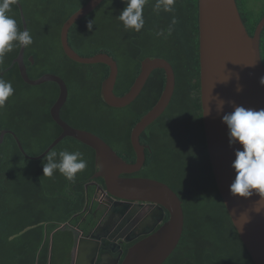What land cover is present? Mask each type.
I'll use <instances>...</instances> for the list:
<instances>
[{"label": "trees", "instance_id": "trees-1", "mask_svg": "<svg viewBox=\"0 0 264 264\" xmlns=\"http://www.w3.org/2000/svg\"><path fill=\"white\" fill-rule=\"evenodd\" d=\"M88 1L19 0L33 39L25 48L27 70L32 78L48 72L60 75L69 89L61 117L74 127L96 133L126 160L135 161L132 128L158 101L165 72L154 69L130 104H107L101 96V84L109 66L77 62L67 56L61 44L62 24ZM236 1L253 35L264 17V0ZM155 4L156 0H148L144 27L135 32L126 31L118 19L126 7L124 0H103L72 26L70 45L84 56L107 52L114 57L119 66L117 95L129 90L146 57H163L173 65L174 95L164 113L141 134V141L150 147L145 164L141 170L125 174L166 182L183 201V234L164 264H255L229 215L209 159L200 97L199 0H175L172 12L161 9L157 13L153 11ZM8 14L23 31L18 4L12 5ZM90 20L94 22L91 30L87 27ZM161 31L164 35L157 36ZM19 49L13 47L0 63V79L11 82L14 89L0 108V133L13 130L25 151L36 156L63 131L50 113L60 89L52 81L26 83L18 64L13 63ZM261 56L264 62V29ZM65 150L80 151L87 161L74 181L58 170L50 177L43 175L46 156L38 160L25 157L12 134L7 133L0 143V264H64L72 255L75 226L89 228L91 218L86 222L82 216L93 192V186L87 185L96 170L95 151L65 136L49 152ZM168 217L166 212L164 220ZM63 223L66 225L61 227Z\"/></svg>", "mask_w": 264, "mask_h": 264}, {"label": "water", "instance_id": "water-1", "mask_svg": "<svg viewBox=\"0 0 264 264\" xmlns=\"http://www.w3.org/2000/svg\"><path fill=\"white\" fill-rule=\"evenodd\" d=\"M102 1L89 0L62 24L61 44L67 56L77 62L105 63L110 67L111 75L105 82L103 96L109 103L118 98L117 104H115L116 101L114 103L117 106L131 103L139 95L154 69L161 68L165 71V86L158 101L137 122L131 132L138 153L137 162L135 164L125 162L103 138L90 131L75 129L60 117V111L68 98V85L60 75L51 72L44 73L38 78L30 77L25 63L26 47L19 49L13 63L18 64L23 80L30 85H39L49 81L59 85V95L50 113L63 128V132L43 153L36 156L29 155L25 151L21 140L11 129L1 131L0 143L4 141L7 133L12 134L25 157L32 160L46 156L66 135L74 136L92 147L96 152L95 164L98 167L95 176L105 178L109 191L107 197L114 202L113 208L116 204L123 206L128 205L126 203L129 201H143L155 206L154 211L160 209L161 215H164L165 210L170 214L169 220L152 233L141 230L143 223L136 225L133 230H131L134 226L133 222L126 226L124 232L131 231L128 239L138 237L142 232L147 234L129 247L120 264H164L177 247L183 233L182 200L165 182L148 177H122L120 174L134 172L141 168L144 153L136 139L140 132L161 116L168 107L174 95L176 75L172 64L166 58L146 57L142 60V71L138 74L130 91L117 97L113 82L118 71V64L114 57L107 52L84 56L79 54L69 42V32L75 22L92 12ZM17 4L23 22V31L28 30L22 4L20 2ZM263 29L264 17L256 26L254 34L250 35L242 20L236 0H199L200 95L210 161L222 199L255 264H264V198L255 192L250 197L230 194L229 185L236 175L232 162L236 158L235 151L242 150V145L238 142L229 143V129L222 121V117L233 112L237 106H243L246 109H264V83H261L264 79V62L261 56ZM29 60L33 63V56H30ZM113 197L120 201L118 199L115 201ZM121 212L124 215V210ZM155 216H159V213L156 212ZM152 218H154V212ZM124 220L126 224L129 221L128 216H125ZM96 232L94 231L91 236L81 237L73 249V255L78 257V261L83 260V264H92L96 257L94 248L98 250L100 244ZM107 245L109 246L110 243ZM101 252L98 255L100 264H103L100 256L103 258L104 252L107 256L114 255L104 248ZM118 263L119 260L115 259L114 264Z\"/></svg>", "mask_w": 264, "mask_h": 264}, {"label": "clouds", "instance_id": "clouds-1", "mask_svg": "<svg viewBox=\"0 0 264 264\" xmlns=\"http://www.w3.org/2000/svg\"><path fill=\"white\" fill-rule=\"evenodd\" d=\"M18 2L19 0H0V63L13 47H27L33 43L29 31L26 29L19 31L16 20L8 14L11 6ZM124 2L126 7L118 15V19L126 31L140 32L145 24L143 11L148 0H124ZM174 4L175 0H156L153 11L159 13L163 9L165 12H172ZM93 24V20L88 21L89 30L92 29ZM171 32L172 28L169 27L168 35H171ZM156 35L163 36L164 32H157ZM261 83H264V79ZM13 93L11 82L0 79V108ZM222 121L229 129V143L238 142L242 145V150L235 151L236 158L232 162L236 175L229 185L230 194L250 197L255 192L264 198V109L255 110L237 106L233 112L223 115ZM57 156H59L58 160ZM45 159L47 162L43 166V175L50 177L58 170L69 181H74L76 173L82 172L87 167V161L80 151L69 153L65 150L59 154L51 151L47 153Z\"/></svg>", "mask_w": 264, "mask_h": 264}, {"label": "flooded vegetation", "instance_id": "flooded-vegetation-1", "mask_svg": "<svg viewBox=\"0 0 264 264\" xmlns=\"http://www.w3.org/2000/svg\"><path fill=\"white\" fill-rule=\"evenodd\" d=\"M87 186H93V192L87 198V202L83 209L84 213L82 217H84L83 221L86 222L91 218V222L88 223L89 228L87 230H85V228L81 227L80 225L75 226L76 240L73 245V249L77 246L79 238H81L82 236H91L94 231H97L96 235H98L97 239L99 240L100 244L98 246V250L94 248V254L96 255V257L92 264H100V259L98 258V255L102 253L101 251L103 248L105 250H109L111 253H114V255L111 257L107 256V254L104 252L103 258L100 256V258L103 260V264H114L115 259L116 261L119 260L118 264H120L124 256L126 255V252L130 247L131 242L135 240L134 239L130 242L125 241L128 240L129 236L131 235V231L124 232L126 230V226L133 222L134 226L131 229L133 230L136 225H139L142 222H146V225L143 226L141 230H143L144 228L145 230L150 229L154 223V218H152L150 214L152 211V206H150L148 202L129 201L128 203H126L128 205L120 206L116 204L115 210V208H113L114 202L109 200L106 196V186L104 185L103 181H101L100 179L95 181L91 180ZM117 199L118 198H115L114 200ZM122 210H124L125 212L124 215H122ZM125 216H128L129 219L126 224V220H124ZM98 224L99 226H97ZM159 224L156 225V227H158ZM95 227L97 229H95ZM143 236V234H140L136 239H140ZM107 243H110V245L108 246ZM73 256L74 258H76V255ZM72 264H75L74 259L72 260Z\"/></svg>", "mask_w": 264, "mask_h": 264}, {"label": "bare ground", "instance_id": "bare-ground-1", "mask_svg": "<svg viewBox=\"0 0 264 264\" xmlns=\"http://www.w3.org/2000/svg\"><path fill=\"white\" fill-rule=\"evenodd\" d=\"M237 2V1H236ZM238 5V4H237ZM238 9H239V7H238ZM239 12H240V10H239ZM241 14V13H240ZM242 17V16H241ZM242 20H243V18H242ZM261 21V20H260ZM243 22H244V20H243ZM245 24V23H244ZM246 26V25H245ZM170 62V61H169ZM171 63V62H170ZM118 64V63H117ZM173 66V65H172ZM109 69H110V67H109ZM200 70H201V64H200ZM142 71V62H141V67H140V71H139V73ZM175 71V70H174ZM165 72V71H164ZM118 74H119V66H118V71L116 72V77H115V81L113 82V85L115 86L116 85V82H117V78H118ZM110 75H111V70L109 71V74H108V76L107 77H105L104 79H103V81H102V84H101V96H102V98H103V100L107 103V104H109L110 106H114V107H116L117 105H115V104H117V99L118 98H116V99H114V100H111L110 101V103L108 102V101H106L105 99H104V96H103V88H104V85H105V82H106V80L110 77ZM176 75V74H175ZM138 76V75H137ZM137 78V77H136ZM136 78H135V80H136ZM134 83H135V81L133 82V84H132V86L134 85ZM146 84V83H145ZM132 86L130 87V88H132ZM145 86V85H144ZM144 86H143V88H144ZM165 86V85H164ZM129 88V89H130ZM142 88V89H143ZM164 89V88H163ZM130 91V90H129ZM129 91H127V92H129ZM142 91V90H141ZM163 91V90H162ZM174 91H175V89H174ZM114 92H115V87H114ZM116 94V93H115ZM125 94V93H124ZM123 94V95H124ZM140 94V93H139ZM69 95V94H68ZM117 95V94H116ZM119 96H122V95H117V97H119ZM200 97H201V95H200ZM68 99V98H67ZM136 99V98H135ZM134 99V100H135ZM133 100V101H134ZM115 101H116V103H115ZM115 103V104H114ZM130 104V103H129ZM128 105V104H127ZM126 106V105H125ZM117 107H123V106H117ZM61 112V111H60ZM145 115V114H144ZM143 115V116H144ZM142 116V117H143ZM60 117H61V114H60ZM141 117V118H142ZM62 118V117H61ZM140 118V119H141ZM54 119V118H53ZM63 119V118H62ZM55 120V119H54ZM64 120V119H63ZM66 123H68L66 120H64ZM69 124V123H68ZM137 124V123H136ZM135 124V125H136ZM203 124H204V131H205V137L207 136V131H206V126H205V123H204V121H203ZM71 127H73V128H75V129H79V130H85V131H90V130H87V129H82V128H78V127H74V126H72L71 124H69ZM134 125V126H135ZM148 126V125H147ZM146 126V127H147ZM145 127V128H146ZM145 128L140 132V134L138 135V137H137V139H136V142L139 144V146H141L142 148H143V153H144V161H143V163H142V166H141V168L139 169V170H141L142 168H143V166H144V164H145V161H146V149L147 148H150L149 147V145L148 144H146V143H143L142 141H141V134H142V132L145 130ZM133 129V128H132ZM62 130H63V128H62ZM63 132V131H62ZM62 132H61V134H62ZM90 132H92V131H90ZM132 132V131H131ZM92 133H94V132H92ZM60 134V135H61ZM94 134H96V133H94ZM59 135V136H60ZM97 135V134H96ZM59 136H57L52 142H54ZM66 136H70V135H66ZM99 136V135H98ZM72 137H74V136H72ZM64 138V137H63ZM62 138V139H63ZM74 138H76V137H74ZM102 138V137H101ZM61 139V140H62ZM77 139V138H76ZM60 140V141H61ZM79 140V139H78ZM59 141V142H60ZM81 141V140H80ZM58 142V143H59ZM82 142V141H81ZM107 142V141H106ZM131 142H132V146H133V148H134V151H135V153H136V159H135V161H128V160H126L124 157H122L113 147V150L125 161V162H127V163H130V164H135L136 162H137V160H138V153H137V150H136V147H135V145H134V142H133V140H132V133H131ZM206 143H207V139H206ZM55 146V145H54ZM47 149V148H46ZM207 149H208V145H207ZM43 153V152H42ZM208 154H209V151H208ZM95 158H96V152H95ZM209 159H210V155H209ZM211 162V161H210ZM95 166H96V164H95ZM211 166H212V164H211ZM97 170H98V167H96V170H95V172L93 173V175H92V178H93V181H95V179L96 178H101V179H103V182H104V185L106 186V191H105V193H106V196H107V193L109 192L108 191V189H107V185H106V181H105V178L104 177H102V176H95V174H96V172H97ZM139 170H136V171H134V172H124V173H121L120 174V176H122V177H144V176H127V175H124V174H130V173H135V172H137V171H139ZM214 173V172H213ZM215 176V175H214ZM148 178H151V177H148ZM153 179H155V178H153ZM156 180H158V179H156ZM161 181V180H160ZM163 182V181H162ZM166 183V182H165ZM170 186V185H169ZM171 187V186H170ZM172 188V187H171ZM173 189V188H172ZM219 189V188H218ZM174 190V189H173ZM175 191V190H174ZM176 192V191H175ZM177 193V192H176ZM178 194V193H177ZM179 196V195H178ZM180 197V196H179ZM114 199H115V197H113ZM109 199V198H108ZM181 199V198H180ZM110 200V199H109ZM182 200V199H181ZM115 201H118V200H115ZM136 202V201H135ZM182 204H183V201H182ZM150 205V204H149ZM150 206H152L151 208H152V211H151V216L153 215V212H154V223H153V226L150 228V229H147L146 231H150V233H152V232H155L158 228H160L162 225H164V223L165 222H167L168 220H169V218H170V214H169V212L167 211V210H165V213H164V215L162 214L161 215V210L160 209H157V210H155L154 211V207L155 206H153V205H150ZM183 210H184V208H183ZM156 212H158L159 213V216H155V213ZM166 212H168V214H169V217H168V219H166V220H164V218H165V215H166ZM149 217V216H148ZM143 223V226H145L146 225V222H142ZM160 223V224H159ZM159 224V226L158 227H156V225H158ZM184 224H185V213H184ZM143 230H145V228L143 229ZM183 230H184V227H183ZM144 236L143 237H145L146 236V234L147 233H142ZM183 234V233H182ZM139 236V235H138ZM82 237H85V236H82ZM143 237H141V238H143ZM182 237V236H181ZM137 237H134V238H131L132 240H134V239H136ZM81 238H79V240H80ZM131 239H128L129 241L128 242H130V241H132ZM139 240V239H138ZM104 241V240H103ZM125 241H127V240H125ZM137 241V240H136ZM135 241V242H136ZM135 242H133L130 246H132ZM129 249V248H128ZM127 252H128V250H127ZM126 252V253H127ZM81 261H83V260H79L78 261V257H76V258H74V262H75V264H83V262H81Z\"/></svg>", "mask_w": 264, "mask_h": 264}, {"label": "rangeland", "instance_id": "rangeland-1", "mask_svg": "<svg viewBox=\"0 0 264 264\" xmlns=\"http://www.w3.org/2000/svg\"><path fill=\"white\" fill-rule=\"evenodd\" d=\"M89 14V13H88ZM86 16V15H85ZM66 225V223H63L62 225H61V227H64ZM74 259V256L73 255H71V256H69V258L67 259V261L64 263V264H72V260Z\"/></svg>", "mask_w": 264, "mask_h": 264}]
</instances>
